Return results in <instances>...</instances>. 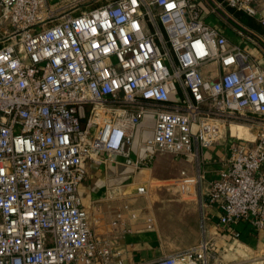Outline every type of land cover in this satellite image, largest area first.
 I'll return each mask as SVG.
<instances>
[{
	"label": "built area",
	"instance_id": "2783aa9c",
	"mask_svg": "<svg viewBox=\"0 0 264 264\" xmlns=\"http://www.w3.org/2000/svg\"><path fill=\"white\" fill-rule=\"evenodd\" d=\"M234 11L264 26V0H109L79 13L0 0V264H127L95 235L79 189L88 161L130 156L146 114L155 122L136 168L157 153L193 154L196 141L209 148L228 128L230 155L209 194L216 233L241 220L264 228V68L215 20L263 52L264 39ZM215 253L204 229L141 264H212Z\"/></svg>",
	"mask_w": 264,
	"mask_h": 264
},
{
	"label": "crops",
	"instance_id": "0c3cea01",
	"mask_svg": "<svg viewBox=\"0 0 264 264\" xmlns=\"http://www.w3.org/2000/svg\"><path fill=\"white\" fill-rule=\"evenodd\" d=\"M234 13L241 22L264 39V26L257 18L243 12ZM215 22L221 25L231 44H238L250 52L264 68V52L259 47L250 39L239 36L230 24H220L217 19ZM209 68L217 70V65L210 64ZM154 122L153 114L143 117L136 129L130 156L119 155L115 162L109 163L88 161V174L80 185L79 192L93 221L95 235L108 239L114 250L123 252L127 264H141L143 261L181 250L182 246L198 243L206 229L207 234L215 239L216 252L219 253L222 248L225 251L234 244L244 245L257 251L256 254L264 264V228L256 230L248 220H241L230 226L222 235L216 233L220 205L218 202L210 203L209 194L212 182L219 177L223 162L230 155L233 140L228 128L225 127L227 133L209 148L202 147L196 141L193 154L176 156L171 153H157L152 161H146L136 168V160L139 157L146 158L145 152L139 154L138 141L152 135ZM231 129L235 135L244 137L248 128L237 124L232 125ZM162 159H170L172 162L166 163L165 174L162 173ZM161 178H165L163 181L168 178L176 185L163 186V190H167L165 192L182 194V188L183 191L187 189L193 194L194 204L187 206L181 201L167 202L164 208H160L158 203L148 196L149 192L138 191L142 185L147 190L149 183ZM183 182L185 187L181 185ZM188 183H193L192 188ZM110 187H113L117 196L112 201L106 196L110 193ZM164 211L171 212L170 218H182V221H178L177 230L163 229L165 234L168 231L174 236L171 239L166 238L160 229V215L165 216ZM118 214L121 215L120 218ZM149 217L153 218L151 227L148 225ZM188 218H194L195 221H189ZM114 221L122 222L114 224ZM170 242L178 243L170 245Z\"/></svg>",
	"mask_w": 264,
	"mask_h": 264
},
{
	"label": "rangeland",
	"instance_id": "374dc122",
	"mask_svg": "<svg viewBox=\"0 0 264 264\" xmlns=\"http://www.w3.org/2000/svg\"><path fill=\"white\" fill-rule=\"evenodd\" d=\"M53 3H55L56 5L60 6L63 5L65 7V9L67 10H71L73 13H79L82 10H87V9H91L94 8L96 6H99L101 4L107 3L109 0H52ZM251 28V27H250ZM166 153V152H164ZM169 154V153H168ZM172 155V154H171ZM170 159L167 160H163L162 159V164H163V174H165V165L166 163H172L170 162ZM173 161V160H172ZM176 164V162H174ZM162 179L165 178H161L160 180L155 179L154 181H152L151 183L148 184V188H147V193L148 196L151 198V200L153 199V201H156V203H158V206L160 208H164L166 206V204H168L167 202H176V201H181L182 203H186L187 206H190L192 204H194L193 202V194L189 193L187 191V189L182 188V194L179 193H167L165 191L167 190H163V186H176L175 183H172V180L168 179L166 181H163ZM192 184L193 183H188V186H191L192 188ZM182 186H186L185 182L181 183ZM110 193L106 194V196L112 201L114 199V197L116 196V193L114 194V189L113 187H110ZM109 191V190H108ZM168 212V213H167ZM164 211V215L165 216H161L160 215V221H162V224H160V229H162V234H165V230L169 229V230H177L178 229V221H182V218H170L171 212L169 211ZM189 221H195V219H189ZM166 226V227H165ZM165 227V228H164ZM165 229V230H163ZM166 238H173L174 236L170 233L165 234ZM168 241V239H167ZM173 241V240H172ZM169 243V242H164ZM175 243L177 244L178 242H170V245H175ZM187 245L188 242H186ZM193 245L190 244L189 246ZM186 246V247H189ZM185 246H182V249ZM185 247V248H186ZM257 251L247 248L244 245H239V244H234L230 247H228L227 250L224 251V249L222 248L221 251L218 253H215V258H212V264H263L262 259L259 258L258 254H256Z\"/></svg>",
	"mask_w": 264,
	"mask_h": 264
},
{
	"label": "bare ground",
	"instance_id": "6f19581e",
	"mask_svg": "<svg viewBox=\"0 0 264 264\" xmlns=\"http://www.w3.org/2000/svg\"><path fill=\"white\" fill-rule=\"evenodd\" d=\"M233 125H237V124H233ZM244 137L248 139H254L255 135L247 129Z\"/></svg>",
	"mask_w": 264,
	"mask_h": 264
}]
</instances>
